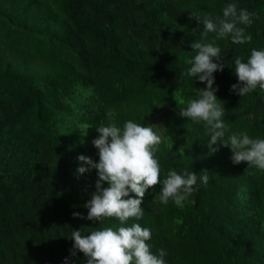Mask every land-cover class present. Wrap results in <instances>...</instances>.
<instances>
[{"label":"trees","instance_id":"obj_1","mask_svg":"<svg viewBox=\"0 0 264 264\" xmlns=\"http://www.w3.org/2000/svg\"><path fill=\"white\" fill-rule=\"evenodd\" d=\"M233 3L253 14L250 26L238 25L250 41L207 37L226 65L213 73L225 139H264V91H230L235 59L264 50V0H0V264H86L83 253L70 256L72 231L121 226L72 214L87 215L98 178L95 169L78 174L77 157L98 162L95 128L129 120L161 136V181L170 170L198 179L182 208L153 202L162 184L147 189L143 218L123 226L150 229L146 243L166 251V264H264V171L234 165L227 147L209 154L203 124L178 115L205 87L185 75L203 30L190 15L222 16Z\"/></svg>","mask_w":264,"mask_h":264},{"label":"clouds","instance_id":"obj_2","mask_svg":"<svg viewBox=\"0 0 264 264\" xmlns=\"http://www.w3.org/2000/svg\"><path fill=\"white\" fill-rule=\"evenodd\" d=\"M252 13L246 9L238 10L236 4H228L222 9V16L212 13L195 17L203 26L201 40L191 42V50L195 55L185 61L190 65L185 75L196 77L204 88H196L195 99H190L181 107L178 115L194 123H202L208 140L209 154L215 153L219 147H227L231 151L230 160L234 165L245 162L247 166L264 171V139L251 138L247 132L229 133L228 126L222 117L225 109L218 103L214 87V72L223 71L225 65L221 48L207 42L209 33H216V39L230 36L232 44H244L251 37L245 35V27L250 26ZM234 74L237 82L231 85L230 91L243 96L259 87L264 91V50L252 49L247 62L240 58L234 61ZM175 96L181 94L175 90ZM98 136L91 144L97 149L98 162L90 157L79 155L77 160L81 166L77 173L84 174L91 169L97 172L95 191L84 203L87 215L73 212V218L87 219L96 223L102 218H116L119 226L92 231L82 235L80 229L73 230L70 239L73 241L70 256L77 252L83 253L86 264H166V251L160 249L158 254L150 251L151 230L139 223L123 226L130 218L141 220L144 216L143 197L147 189L162 184L158 197L153 202L167 205L171 199L178 207L189 202V197L197 190V174L192 171L176 170L167 172L163 181L160 180V165L155 157V146L162 142L151 125L142 126L134 121H126L123 127L115 123L95 128ZM222 141V143H218ZM203 185L209 183L207 171L199 177ZM107 186H104V183ZM130 193L134 194L130 196ZM195 203V201H190ZM63 264H69L68 257Z\"/></svg>","mask_w":264,"mask_h":264}]
</instances>
